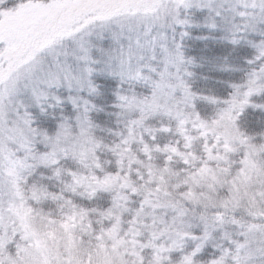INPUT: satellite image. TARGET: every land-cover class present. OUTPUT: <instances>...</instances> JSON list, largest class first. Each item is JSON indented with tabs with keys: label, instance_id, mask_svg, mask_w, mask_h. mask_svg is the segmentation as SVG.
I'll return each instance as SVG.
<instances>
[{
	"label": "rangeland",
	"instance_id": "374dc122",
	"mask_svg": "<svg viewBox=\"0 0 264 264\" xmlns=\"http://www.w3.org/2000/svg\"><path fill=\"white\" fill-rule=\"evenodd\" d=\"M255 71L225 103L199 101L186 74L148 77L112 106L115 160L93 154V113L42 133L0 126V264H264V137L238 125L263 103ZM36 163L53 169L38 171L43 191L23 178ZM100 194L117 207L78 209Z\"/></svg>",
	"mask_w": 264,
	"mask_h": 264
},
{
	"label": "snow or ice",
	"instance_id": "6c2138e0",
	"mask_svg": "<svg viewBox=\"0 0 264 264\" xmlns=\"http://www.w3.org/2000/svg\"><path fill=\"white\" fill-rule=\"evenodd\" d=\"M262 41L264 0H0V126L83 122L148 77L209 79L219 49Z\"/></svg>",
	"mask_w": 264,
	"mask_h": 264
},
{
	"label": "trees",
	"instance_id": "16d2710c",
	"mask_svg": "<svg viewBox=\"0 0 264 264\" xmlns=\"http://www.w3.org/2000/svg\"><path fill=\"white\" fill-rule=\"evenodd\" d=\"M256 44L251 45L246 48L238 49L235 54L234 62H231L229 59V54L227 52V48L219 49L221 55V60L219 61L222 71L211 72L209 73V79H205L204 76L198 75L196 72H189L188 69L184 70V73L187 76V80H189L188 85L192 87V90L195 92V96L198 97V100H208V101H217L219 103H225L227 100H231L236 93L237 87L239 84L245 83L248 79H250V75L253 70H257L255 72H264V54L259 53L260 51L255 49ZM254 61H256V63ZM263 103L256 107H249L244 115L241 116L240 122L238 125L241 131L251 138H260L264 137V94L261 95ZM205 102V101H204ZM115 103V102H114ZM253 104V103H252ZM114 106V105H113ZM213 106V107H212ZM211 111L209 113H217L220 111L219 105H214L211 103ZM218 108V110H217ZM101 112L93 113V119L98 122L97 129L94 131L97 140L94 145V155L98 156L102 160H107L109 156H112L115 160L114 153L112 152L113 147L115 146L116 139L117 143L122 142V139L114 135V126L118 122L115 121V114L111 111H114L112 107L103 108ZM203 116H206V111L202 112ZM212 113V114H213ZM118 128V127H117ZM53 129V128H52ZM125 131L124 134H126ZM113 138V140H112ZM98 143V144H97ZM123 143V142H122ZM110 159V158H109ZM106 162H104V166H106ZM114 166V165H113ZM161 167V166H160ZM41 169H47L49 171H53L50 167L39 166L37 163L33 165L32 171L26 177L28 184L32 185L36 183V188L43 191L45 186L42 183H38L36 178L38 177V171ZM44 178V177H43ZM59 178V176H57ZM47 182H50L47 179ZM23 180L20 181L19 186L22 189H27V185ZM142 185V184H141ZM53 191V187H46V191ZM58 193H61L62 190L57 189ZM69 191L62 192L65 193L64 196ZM100 199L91 201L90 199L79 198L76 202V205L79 207L78 209L81 212H90L94 210L95 206L100 210H112L114 207L116 208V204L111 201V197H107L104 194H100L98 196ZM113 198V197H112ZM108 199V200H107ZM105 212V211H102ZM57 216L56 218H58Z\"/></svg>",
	"mask_w": 264,
	"mask_h": 264
}]
</instances>
